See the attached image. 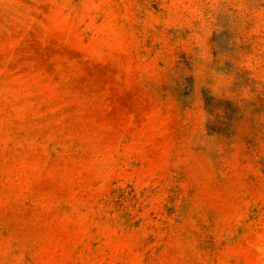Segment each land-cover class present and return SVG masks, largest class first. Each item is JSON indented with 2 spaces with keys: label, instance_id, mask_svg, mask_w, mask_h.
Returning a JSON list of instances; mask_svg holds the SVG:
<instances>
[{
  "label": "rangeland",
  "instance_id": "374dc122",
  "mask_svg": "<svg viewBox=\"0 0 264 264\" xmlns=\"http://www.w3.org/2000/svg\"><path fill=\"white\" fill-rule=\"evenodd\" d=\"M0 264H264V0H0Z\"/></svg>",
  "mask_w": 264,
  "mask_h": 264
}]
</instances>
